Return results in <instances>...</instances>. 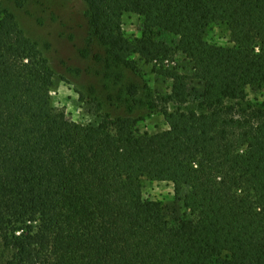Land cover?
Returning a JSON list of instances; mask_svg holds the SVG:
<instances>
[{
	"label": "trees",
	"instance_id": "1",
	"mask_svg": "<svg viewBox=\"0 0 264 264\" xmlns=\"http://www.w3.org/2000/svg\"><path fill=\"white\" fill-rule=\"evenodd\" d=\"M81 1L87 42L108 65L178 53L205 92L196 101L170 71L157 98L168 128L152 135L108 110L97 125L76 123L52 106L49 60L11 37L15 16L0 3V264H264V100L249 102L251 91L264 98V0ZM124 14L142 19L134 40ZM214 26L227 45L208 39ZM134 90L125 95L137 105ZM145 179L171 184L186 214L168 221L144 199Z\"/></svg>",
	"mask_w": 264,
	"mask_h": 264
},
{
	"label": "rangeland",
	"instance_id": "2",
	"mask_svg": "<svg viewBox=\"0 0 264 264\" xmlns=\"http://www.w3.org/2000/svg\"><path fill=\"white\" fill-rule=\"evenodd\" d=\"M0 3L15 16L11 37L16 39L21 33L32 39L49 60L54 72L50 88L52 106L76 123L97 125L101 113L108 110L111 117L123 113L132 116L136 119L135 130L140 134L166 130L168 121L159 111L161 104L157 98L170 91V71L188 78L190 93L196 101H201L199 97L204 95L205 85L193 79L191 64L178 53L169 62L138 60L135 70L108 65L104 49L95 42H87L86 7L81 0H0ZM141 28L140 17L123 15L122 30L128 40L138 38ZM208 39L227 45L228 33L223 26H214L208 32ZM156 40L172 50L177 43L173 35L162 31L157 32ZM132 89H135L137 105H132L133 99L125 95ZM95 99L102 103L103 110L96 109ZM263 100L260 92H249V102L256 104ZM196 104L181 109H194ZM167 108L169 113L176 110L172 104ZM142 194L144 199L159 202L170 222L186 214L169 183L145 179Z\"/></svg>",
	"mask_w": 264,
	"mask_h": 264
}]
</instances>
